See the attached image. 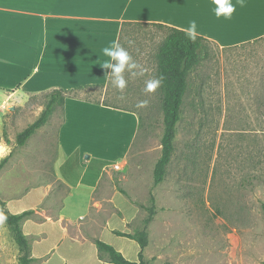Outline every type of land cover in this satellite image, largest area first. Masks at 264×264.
<instances>
[{"label": "crops", "instance_id": "obj_1", "mask_svg": "<svg viewBox=\"0 0 264 264\" xmlns=\"http://www.w3.org/2000/svg\"><path fill=\"white\" fill-rule=\"evenodd\" d=\"M214 7L212 0H0V111L7 103H26L55 89H105L102 99H96L100 103L67 96L59 107L61 117L55 110L34 134L56 125L55 147L47 162L51 172L42 170L45 177L32 186L38 191L34 203L16 202L12 207L8 198L16 196L15 184L32 182L33 174H28L27 181L13 176L2 184L5 194L0 192V197L12 213L35 210L23 222L34 264H114L100 259L96 239L111 244L128 260L138 261L139 243L114 231L133 233L140 212L133 199L130 204L118 202L120 195H128L122 186L127 174L121 171L130 165L128 156L139 134L140 115L104 104L111 70L99 64L107 59L102 49L113 40L121 43L124 31L133 26L160 23L185 30L193 19L200 35L222 48L264 37V0H246V6L237 7L231 19L216 18ZM42 110L39 107L28 125ZM4 116L0 133L6 124ZM10 144L0 139V157L10 155ZM116 163L121 170L113 168ZM55 183L59 188L55 189ZM123 206L129 207L130 217ZM120 222L130 229H120ZM11 239L5 221H0V264H7L13 254L19 256Z\"/></svg>", "mask_w": 264, "mask_h": 264}, {"label": "rangeland", "instance_id": "obj_2", "mask_svg": "<svg viewBox=\"0 0 264 264\" xmlns=\"http://www.w3.org/2000/svg\"><path fill=\"white\" fill-rule=\"evenodd\" d=\"M164 36L165 31L153 25L126 29L121 44L146 73L131 80L123 94L108 84L106 100L141 117L128 156L130 165L121 171L127 174L122 186L129 196L123 192L118 202L130 204L133 199L151 206L154 195L156 213L148 227L147 252L153 264H264V37L228 48L208 43V58L189 78L168 174L156 185L154 167L161 155L164 115L159 88L148 94L143 88L146 80L156 77V53ZM104 91L85 87L78 95L96 100ZM142 100H148L147 107H137ZM47 101V94L34 96L26 103H7L0 111V121L5 113L6 123L0 139L8 144L13 139L0 173V192L5 194L2 184L13 176L19 181L34 176L24 186L15 184L16 196H8L12 207L16 202L34 203L38 191L32 186L45 177L42 170L51 172L47 162L55 147L56 125L45 127L23 146L16 142V135ZM59 107L56 112L61 117ZM13 121L14 127L8 125ZM138 206L134 232L144 228L149 213ZM128 208L123 206L130 217ZM118 227L128 231L131 226L124 228L120 222ZM18 257L11 255L7 264H19Z\"/></svg>", "mask_w": 264, "mask_h": 264}, {"label": "trees", "instance_id": "obj_3", "mask_svg": "<svg viewBox=\"0 0 264 264\" xmlns=\"http://www.w3.org/2000/svg\"><path fill=\"white\" fill-rule=\"evenodd\" d=\"M151 25L165 31V36L160 42L156 53L155 75L157 78H162V85L159 87V90L161 95L160 104L164 115L161 155L154 167V183L157 185L165 180L168 174V167L175 152L178 124L182 119L185 98L190 89V75L208 58V43L212 42V40L199 35L196 41L193 42L186 37L183 29L160 23H152ZM84 88L85 87H81L73 90L55 89L48 93V101L39 117L17 134V144L20 146L25 145L29 138L49 121L56 108L64 106L67 96L73 95L75 97H81L78 95V91ZM83 98L92 101V98ZM95 101L98 103L101 102L100 100ZM104 104L136 112L135 110L112 104L108 100H105ZM8 159L9 156L1 159L0 173L6 166ZM110 163L109 161H103L104 165ZM151 201V206L138 204L146 208L149 212L148 217L144 219L143 229L133 233L119 230L114 231L118 235L129 237L139 243L140 251L138 261L132 262L128 260L122 252L111 244L101 239H96L95 242L100 259L114 264H153L152 261L145 256V249L150 243L148 227L156 213L155 197L153 194H151ZM0 212L6 217L4 221L13 240L18 246L19 264H34L35 258L32 255L30 240L23 230V222L34 216L35 210L29 209L20 213H12L7 208L6 202L0 197Z\"/></svg>", "mask_w": 264, "mask_h": 264}, {"label": "clouds", "instance_id": "obj_4", "mask_svg": "<svg viewBox=\"0 0 264 264\" xmlns=\"http://www.w3.org/2000/svg\"><path fill=\"white\" fill-rule=\"evenodd\" d=\"M212 4L215 6L213 11L216 18L231 19L237 7L246 6V0H236V3H233L232 0H212ZM184 31L186 37L195 42L200 35L197 20H191ZM102 55L107 59L99 64L105 70H111L108 72L109 81L112 87L118 89L121 94L124 93L131 80L142 77L146 73L144 67L136 61L132 53L119 40H113L108 46H105L102 49ZM161 85L162 78L153 77L145 81L143 91L145 94L155 93ZM148 103V100L139 101L137 107H147ZM4 219L6 217L0 214V221Z\"/></svg>", "mask_w": 264, "mask_h": 264}, {"label": "built area", "instance_id": "obj_5", "mask_svg": "<svg viewBox=\"0 0 264 264\" xmlns=\"http://www.w3.org/2000/svg\"><path fill=\"white\" fill-rule=\"evenodd\" d=\"M113 168L115 170H121L122 169V166H120V164L116 163V164L113 165Z\"/></svg>", "mask_w": 264, "mask_h": 264}, {"label": "water", "instance_id": "obj_6", "mask_svg": "<svg viewBox=\"0 0 264 264\" xmlns=\"http://www.w3.org/2000/svg\"><path fill=\"white\" fill-rule=\"evenodd\" d=\"M86 157L89 158V155H87Z\"/></svg>", "mask_w": 264, "mask_h": 264}, {"label": "bare ground", "instance_id": "obj_7", "mask_svg": "<svg viewBox=\"0 0 264 264\" xmlns=\"http://www.w3.org/2000/svg\"><path fill=\"white\" fill-rule=\"evenodd\" d=\"M1 151V150H0Z\"/></svg>", "mask_w": 264, "mask_h": 264}]
</instances>
